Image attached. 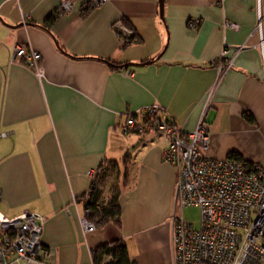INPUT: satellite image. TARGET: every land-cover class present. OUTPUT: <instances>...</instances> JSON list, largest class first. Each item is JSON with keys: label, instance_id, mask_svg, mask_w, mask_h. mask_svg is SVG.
Listing matches in <instances>:
<instances>
[{"label": "crops", "instance_id": "crops-1", "mask_svg": "<svg viewBox=\"0 0 264 264\" xmlns=\"http://www.w3.org/2000/svg\"><path fill=\"white\" fill-rule=\"evenodd\" d=\"M89 1L75 0L65 13L59 0H0V213L46 216L41 241L54 248L49 264H91V251L115 239L137 264H173L169 216L178 173L162 159L166 140L121 127L129 111L156 104L163 117L190 130L213 89L204 115L211 127L207 155L236 151L264 169L257 3L163 0L161 16L159 0H107L91 8ZM118 18L135 34L125 46L113 32ZM192 18L199 19L195 29L187 26ZM15 43L40 52L39 79L10 61ZM224 49L225 57L235 55L234 65L215 84L213 60ZM101 163L112 164L105 187L121 186L120 225L111 221L84 235L75 199L88 191L87 170Z\"/></svg>", "mask_w": 264, "mask_h": 264}, {"label": "built area", "instance_id": "built-area-1", "mask_svg": "<svg viewBox=\"0 0 264 264\" xmlns=\"http://www.w3.org/2000/svg\"><path fill=\"white\" fill-rule=\"evenodd\" d=\"M59 1L60 12H71L75 0ZM106 1L90 0V3L97 6ZM222 1L215 0V3ZM256 3V46L260 47L264 58V9L261 0H256ZM198 23V18H192L187 26L195 29ZM225 26L239 27L230 21H225ZM113 32L120 46H125L134 37V31L123 18L115 20ZM245 46V43L237 45L235 55ZM12 47L10 61L18 60L33 70L39 79L44 72L40 52L32 46L18 43ZM226 52L224 49L213 60L217 67L215 84L224 71L234 65L235 55L225 57ZM121 70L124 75L132 76V70L123 67ZM212 90L207 92L200 118L190 130L184 131L174 119L163 117L164 108L156 104L129 111L121 129L126 133L153 130L166 140L162 159L173 165L178 173L175 207L169 216L173 264H264V169L246 159L238 160L231 156L218 159L207 155L211 127L204 115ZM100 171L98 166L88 169L87 174L94 181ZM90 199L89 189L75 200L82 203L78 221L84 235L96 229L92 209L85 207ZM108 200L101 194L97 209L105 207ZM189 205H196L200 210L197 227L180 213ZM45 220L46 216L29 210L12 217L0 213V264H49L54 248L43 245L41 241ZM91 264H94L93 260Z\"/></svg>", "mask_w": 264, "mask_h": 264}, {"label": "trees", "instance_id": "trees-1", "mask_svg": "<svg viewBox=\"0 0 264 264\" xmlns=\"http://www.w3.org/2000/svg\"><path fill=\"white\" fill-rule=\"evenodd\" d=\"M88 7L95 6L93 4L88 3ZM55 15L47 17L44 24L47 26L50 22L53 21ZM126 21V20H125ZM127 23V21H126ZM128 24V23H127ZM129 25V24H128ZM130 26V25H129ZM131 27V26H130ZM135 37V34H134ZM251 119V115L247 116ZM233 157L235 159L241 160L243 159L241 155L236 151H230L228 157ZM111 163L105 164L101 163L98 166L101 171L98 173V177L95 179L94 184L90 188V200L85 203V207L92 209V218L95 220L96 227H101L113 221L115 224L120 225V215L121 208L119 205L121 186L119 184H112L110 189H108L107 197L109 198L108 203L105 207L97 209L96 203L99 200L101 194H103V189L99 188L103 185V179L106 175V170ZM99 188V189H98ZM80 198V197H78ZM92 260L94 264H137L135 263L130 255L127 252L126 244L119 240H112L111 243L102 244L101 246L93 249L91 251ZM110 255V258H105V256Z\"/></svg>", "mask_w": 264, "mask_h": 264}, {"label": "rangeland", "instance_id": "rangeland-1", "mask_svg": "<svg viewBox=\"0 0 264 264\" xmlns=\"http://www.w3.org/2000/svg\"><path fill=\"white\" fill-rule=\"evenodd\" d=\"M73 5V4H72ZM73 7V6H72ZM72 10V9H71ZM135 37H132V40L134 39ZM131 40V41H132ZM130 41V42H131ZM130 42H128V43H130ZM128 43H126V44H128ZM109 166H111V165H109ZM90 169V168H89ZM113 172H114V170H113ZM86 176H88L89 177V179H90V183H89V188H88V190L91 188V186L94 184V181H93V179H92V177L91 176H89L88 174H87V172H86ZM103 185H101L102 186V189H103V194L104 195H107V193H108V189H107V187H105V185H104V180H103ZM88 192V191H87ZM83 195H85V194H83ZM176 198V197H175ZM76 200V199H75ZM0 209H1V207H0ZM180 213H181V215H182V217H184V219L186 220V221H190L195 227H197L198 225H199V222H200V216H199V214H200V210H199V208H198V206H196V205H189L188 207H184L181 211H180ZM92 220H93V218H92ZM110 258V257H109Z\"/></svg>", "mask_w": 264, "mask_h": 264}, {"label": "water", "instance_id": "water-1", "mask_svg": "<svg viewBox=\"0 0 264 264\" xmlns=\"http://www.w3.org/2000/svg\"><path fill=\"white\" fill-rule=\"evenodd\" d=\"M162 5H163V0H159V8H160V15L162 16V13H163V7H162ZM131 64H133V65H138V64H136V63H131Z\"/></svg>", "mask_w": 264, "mask_h": 264}]
</instances>
